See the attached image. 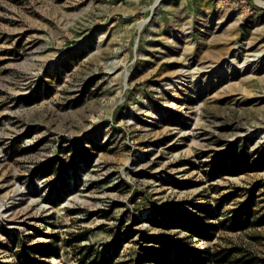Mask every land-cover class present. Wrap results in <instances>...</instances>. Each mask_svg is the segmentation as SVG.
<instances>
[{
    "label": "rangeland",
    "instance_id": "rangeland-1",
    "mask_svg": "<svg viewBox=\"0 0 264 264\" xmlns=\"http://www.w3.org/2000/svg\"><path fill=\"white\" fill-rule=\"evenodd\" d=\"M259 1L0 0V264H263Z\"/></svg>",
    "mask_w": 264,
    "mask_h": 264
},
{
    "label": "trees",
    "instance_id": "trees-1",
    "mask_svg": "<svg viewBox=\"0 0 264 264\" xmlns=\"http://www.w3.org/2000/svg\"><path fill=\"white\" fill-rule=\"evenodd\" d=\"M62 201V198L60 199ZM245 219V218H244ZM244 219L236 218L234 225H238L244 222ZM146 261L151 262L153 264H188L189 258L187 255L181 252H173L172 258L171 256H167L161 253L150 252L144 255ZM264 264V261H263Z\"/></svg>",
    "mask_w": 264,
    "mask_h": 264
},
{
    "label": "bare ground",
    "instance_id": "bare-ground-1",
    "mask_svg": "<svg viewBox=\"0 0 264 264\" xmlns=\"http://www.w3.org/2000/svg\"><path fill=\"white\" fill-rule=\"evenodd\" d=\"M258 4H259L261 7H262V6L264 7V3H263V2L259 1Z\"/></svg>",
    "mask_w": 264,
    "mask_h": 264
}]
</instances>
